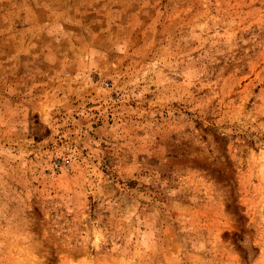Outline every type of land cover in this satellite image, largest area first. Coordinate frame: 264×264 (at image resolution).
Instances as JSON below:
<instances>
[{
  "label": "rangeland",
  "instance_id": "obj_1",
  "mask_svg": "<svg viewBox=\"0 0 264 264\" xmlns=\"http://www.w3.org/2000/svg\"><path fill=\"white\" fill-rule=\"evenodd\" d=\"M0 264H264V0H0Z\"/></svg>",
  "mask_w": 264,
  "mask_h": 264
}]
</instances>
